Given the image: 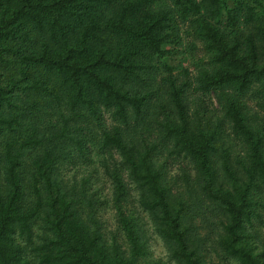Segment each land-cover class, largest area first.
<instances>
[{
    "label": "trees",
    "instance_id": "1",
    "mask_svg": "<svg viewBox=\"0 0 264 264\" xmlns=\"http://www.w3.org/2000/svg\"><path fill=\"white\" fill-rule=\"evenodd\" d=\"M0 264H264V0H0Z\"/></svg>",
    "mask_w": 264,
    "mask_h": 264
},
{
    "label": "rangeland",
    "instance_id": "2",
    "mask_svg": "<svg viewBox=\"0 0 264 264\" xmlns=\"http://www.w3.org/2000/svg\"><path fill=\"white\" fill-rule=\"evenodd\" d=\"M199 55V53H197ZM151 259L165 261V250L162 244L155 238H152L149 242Z\"/></svg>",
    "mask_w": 264,
    "mask_h": 264
}]
</instances>
